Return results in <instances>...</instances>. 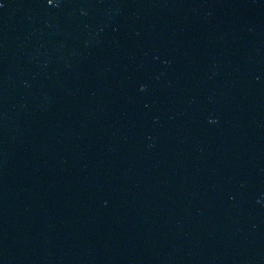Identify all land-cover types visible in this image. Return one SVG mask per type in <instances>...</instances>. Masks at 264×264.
<instances>
[{
  "label": "water",
  "instance_id": "water-1",
  "mask_svg": "<svg viewBox=\"0 0 264 264\" xmlns=\"http://www.w3.org/2000/svg\"><path fill=\"white\" fill-rule=\"evenodd\" d=\"M0 264H264V0H0Z\"/></svg>",
  "mask_w": 264,
  "mask_h": 264
}]
</instances>
